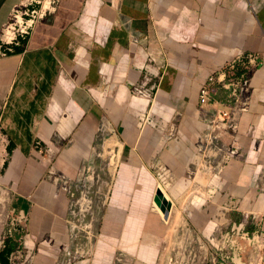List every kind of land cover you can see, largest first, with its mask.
<instances>
[{"label":"crops","instance_id":"1","mask_svg":"<svg viewBox=\"0 0 264 264\" xmlns=\"http://www.w3.org/2000/svg\"><path fill=\"white\" fill-rule=\"evenodd\" d=\"M20 1L0 0V32ZM55 6L0 55L4 245L26 264H166L195 232L264 236V0ZM232 77L248 89L236 96ZM78 203L90 256L62 262ZM242 263L264 264V239Z\"/></svg>","mask_w":264,"mask_h":264},{"label":"built area","instance_id":"2","mask_svg":"<svg viewBox=\"0 0 264 264\" xmlns=\"http://www.w3.org/2000/svg\"><path fill=\"white\" fill-rule=\"evenodd\" d=\"M58 0H21L16 4L9 16L8 21L4 24L0 32V55H6L9 52L15 51V46L21 44L23 39H27L31 33L36 22L43 18L49 12L55 10V5ZM250 61H254L253 56H249ZM236 62H232L234 65ZM213 76L209 77V82H214ZM227 83H224V85ZM228 84L235 88L237 87L236 96L248 88V79L232 77L229 79ZM209 84H204L200 90L201 98L209 95ZM235 94V91H233ZM8 140L0 129V155H8ZM90 214V213H89ZM20 218H25V215L20 213ZM90 218L85 227L90 228ZM11 228L9 229V232ZM7 236V232H5ZM264 236L260 230L255 229L250 231L246 228L244 223H232L227 231L220 233L216 238V243H212L217 251L218 257L217 264H243L242 254L247 252L249 256L257 257L263 245ZM3 242V241H2ZM79 251L78 247H76ZM74 253L71 250L62 257L61 261H70Z\"/></svg>","mask_w":264,"mask_h":264},{"label":"rangeland","instance_id":"3","mask_svg":"<svg viewBox=\"0 0 264 264\" xmlns=\"http://www.w3.org/2000/svg\"><path fill=\"white\" fill-rule=\"evenodd\" d=\"M6 158L7 155H0L1 162L6 160ZM156 196H158L157 192ZM7 202V194L4 192L0 184V250L4 248V242L7 237H9V229L11 228L12 230V227L14 226V223L11 222V213L9 212ZM73 210L74 220L72 221L74 223L70 227L71 232L68 242L62 246L61 255L64 258V255L68 252V250H71L74 253V256L70 261L78 262L90 256L89 247L94 232L84 226L89 219L90 208L88 204H74ZM229 227L230 225L220 232L213 234V236L209 238V241L207 240V244L206 240L201 241V239H199L200 236L195 232L193 237L195 240L194 246L190 250H178L176 251L177 255L171 254L169 251L162 252L165 256L164 258L168 260L166 264H217L218 257L216 253L219 250L215 249L212 243H216V238L219 237L220 233H224L229 229ZM5 232H7V236L5 235ZM197 240H199V242ZM76 247H78L79 251ZM6 256L8 257L9 264H26L24 259V256L26 257V255L20 249H16L12 252L10 251L6 254ZM173 259L177 263H175Z\"/></svg>","mask_w":264,"mask_h":264},{"label":"trees","instance_id":"4","mask_svg":"<svg viewBox=\"0 0 264 264\" xmlns=\"http://www.w3.org/2000/svg\"><path fill=\"white\" fill-rule=\"evenodd\" d=\"M5 242L7 241L5 240ZM10 251H11V247L8 246L7 243H5L4 248L0 250V264H9V260L6 254Z\"/></svg>","mask_w":264,"mask_h":264},{"label":"water","instance_id":"5","mask_svg":"<svg viewBox=\"0 0 264 264\" xmlns=\"http://www.w3.org/2000/svg\"><path fill=\"white\" fill-rule=\"evenodd\" d=\"M158 196H156V200L159 202V199H161L166 205H169L167 202V199L165 198L164 194L162 193L161 190L157 191Z\"/></svg>","mask_w":264,"mask_h":264},{"label":"bare ground","instance_id":"6","mask_svg":"<svg viewBox=\"0 0 264 264\" xmlns=\"http://www.w3.org/2000/svg\"><path fill=\"white\" fill-rule=\"evenodd\" d=\"M210 188V187H209ZM210 191H211V189H210Z\"/></svg>","mask_w":264,"mask_h":264}]
</instances>
